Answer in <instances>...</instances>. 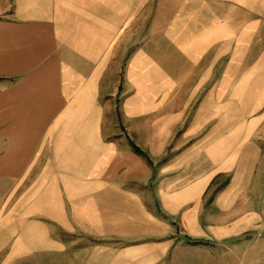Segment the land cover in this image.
Wrapping results in <instances>:
<instances>
[{
    "label": "crops",
    "instance_id": "crops-1",
    "mask_svg": "<svg viewBox=\"0 0 264 264\" xmlns=\"http://www.w3.org/2000/svg\"><path fill=\"white\" fill-rule=\"evenodd\" d=\"M0 264H264V0H0Z\"/></svg>",
    "mask_w": 264,
    "mask_h": 264
}]
</instances>
